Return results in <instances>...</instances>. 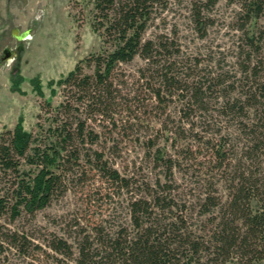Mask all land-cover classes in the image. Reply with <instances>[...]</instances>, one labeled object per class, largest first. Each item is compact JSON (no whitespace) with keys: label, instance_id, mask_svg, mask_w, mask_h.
I'll return each mask as SVG.
<instances>
[{"label":"trees","instance_id":"16d2710c","mask_svg":"<svg viewBox=\"0 0 264 264\" xmlns=\"http://www.w3.org/2000/svg\"><path fill=\"white\" fill-rule=\"evenodd\" d=\"M83 1L84 7H92L91 26L101 38L100 49L80 59L56 82L64 100L56 106L45 100L35 129H26L19 119L13 130L0 133V264H16L8 260L11 249L31 261L35 253L48 255L16 222L33 219L67 190L68 181L90 183L98 178L95 194L102 193L101 184L116 191L131 187L100 152L92 150L99 136L88 121L101 117L116 127L114 115L123 96L113 74L120 63L140 56L158 68L159 49L167 47L145 39L144 34L153 13L167 2ZM215 1L203 5L210 7ZM238 2L243 21L239 29L246 23L253 26L264 15V0ZM194 16L204 29L200 12ZM246 45L251 52L241 66L245 79L241 96L228 99L222 110L246 115V107L255 109L251 127L241 128L248 144L238 158L227 153L224 144L212 146L214 175L227 183V197L223 199L211 182L196 203L187 205L175 200L170 184L148 186L145 195L130 196L131 230L121 228L109 234L94 226V234H88L81 228L75 246L61 238L47 240L49 249L61 256H52L57 264H264V28L252 30ZM85 67L91 71L85 72ZM156 71L154 77L161 85L149 86L152 96L161 100L164 85L166 90L174 88L168 94L178 91L182 97L193 98L190 105L196 109L207 110L200 83L184 86L168 67ZM220 76L210 78L207 89L215 81L223 89L234 88L235 81L226 85ZM155 156L168 170L173 166L163 151L158 149Z\"/></svg>","mask_w":264,"mask_h":264},{"label":"rangeland","instance_id":"374dc122","mask_svg":"<svg viewBox=\"0 0 264 264\" xmlns=\"http://www.w3.org/2000/svg\"><path fill=\"white\" fill-rule=\"evenodd\" d=\"M166 2L153 13L144 34L145 39L167 47L159 49L158 68L140 56L120 63L113 74L123 96L114 115L116 127L101 117L88 121L99 136L92 150L129 181L130 189L116 191L101 184L102 193L95 194L98 178L90 183L68 181L67 190L33 219L16 222L48 255L35 253L31 261L11 249L9 261L57 264L52 256H61L47 246L53 237L75 246L81 228L88 234H94V226L109 234L131 230V194L145 195L148 186L157 188L158 183L170 184L175 200L187 205L196 203L211 182L223 199L227 197V183L214 175L212 146L224 144L227 153L238 158L248 144L241 128L251 127L255 109L246 107V115L226 114L222 106L241 96L245 81L241 66L251 52L246 42L252 30L264 28V15L253 26L246 23L239 29L243 21L238 0H216L210 7L203 5L207 0ZM84 6L83 0H0V133L13 130L19 119L26 129H35L45 100L53 106L64 100L56 82L80 59L100 49L101 38L91 26L92 7ZM196 12L205 21L204 29L196 21ZM167 67L184 86L200 83L207 110L196 109L190 105L193 98L178 91L168 94L174 88L166 90L164 85L161 100L152 96L149 86L161 85L154 77L156 69ZM90 71L85 67V72ZM220 74L226 85L235 81L234 88L223 89L215 81L207 89L209 79ZM158 149L173 160L169 170L156 159Z\"/></svg>","mask_w":264,"mask_h":264},{"label":"water","instance_id":"95a60500","mask_svg":"<svg viewBox=\"0 0 264 264\" xmlns=\"http://www.w3.org/2000/svg\"><path fill=\"white\" fill-rule=\"evenodd\" d=\"M23 35H26V33H24Z\"/></svg>","mask_w":264,"mask_h":264}]
</instances>
